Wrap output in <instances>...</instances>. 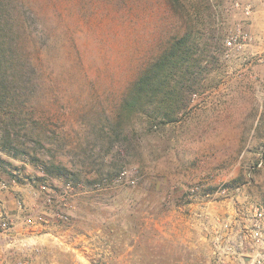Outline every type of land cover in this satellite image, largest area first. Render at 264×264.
Here are the masks:
<instances>
[{
  "label": "rangeland",
  "instance_id": "374dc122",
  "mask_svg": "<svg viewBox=\"0 0 264 264\" xmlns=\"http://www.w3.org/2000/svg\"><path fill=\"white\" fill-rule=\"evenodd\" d=\"M6 2L14 18L33 12L40 37L18 36L39 68L29 102L0 103V193L15 201L0 195V222L12 220L0 264H252L264 0ZM186 32L205 84L188 109L166 125H116L139 68Z\"/></svg>",
  "mask_w": 264,
  "mask_h": 264
},
{
  "label": "trees",
  "instance_id": "16d2710c",
  "mask_svg": "<svg viewBox=\"0 0 264 264\" xmlns=\"http://www.w3.org/2000/svg\"><path fill=\"white\" fill-rule=\"evenodd\" d=\"M170 1L177 3L178 0ZM10 9L8 2L6 9L0 4V103L6 101L8 113L17 109V103L26 105L29 102L28 97L25 101L22 98L34 91L36 79L38 81L39 68L33 57L35 53L26 50L23 43L18 44V36L20 38L23 30L32 40V46L39 43L40 37L38 21L33 12L27 13L23 19L14 18L15 12ZM189 34L191 32L173 37L155 58L139 68L136 79L121 98L116 125L130 118L139 119L150 128L166 125L177 121L181 112L188 109L191 97L205 85L197 78L195 66L199 57H196L197 52ZM29 114L33 119L32 109ZM129 124L133 125L132 122ZM6 131L3 141L4 145H9L13 143V138L9 137L10 131ZM52 167L57 170L55 175H63L67 169L54 162ZM46 169L53 175L54 170Z\"/></svg>",
  "mask_w": 264,
  "mask_h": 264
},
{
  "label": "built area",
  "instance_id": "2783aa9c",
  "mask_svg": "<svg viewBox=\"0 0 264 264\" xmlns=\"http://www.w3.org/2000/svg\"><path fill=\"white\" fill-rule=\"evenodd\" d=\"M20 207H23L21 203ZM1 217L2 222H0V225L4 229L9 228L12 225V220H9L3 214H1ZM28 222H33V220L28 218ZM246 233L253 247L252 264H264V207L257 208Z\"/></svg>",
  "mask_w": 264,
  "mask_h": 264
},
{
  "label": "crops",
  "instance_id": "0c3cea01",
  "mask_svg": "<svg viewBox=\"0 0 264 264\" xmlns=\"http://www.w3.org/2000/svg\"><path fill=\"white\" fill-rule=\"evenodd\" d=\"M0 195L3 197V207L12 209L15 206V201L12 200V197L8 192L2 191Z\"/></svg>",
  "mask_w": 264,
  "mask_h": 264
}]
</instances>
